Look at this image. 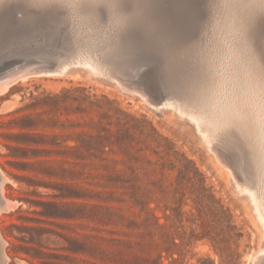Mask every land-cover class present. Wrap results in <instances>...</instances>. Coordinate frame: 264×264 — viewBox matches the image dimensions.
Segmentation results:
<instances>
[{"label":"rangeland","instance_id":"374dc122","mask_svg":"<svg viewBox=\"0 0 264 264\" xmlns=\"http://www.w3.org/2000/svg\"><path fill=\"white\" fill-rule=\"evenodd\" d=\"M184 1L131 0L141 6L133 11L145 18L147 31L138 35L139 25L123 21L115 8L97 7L94 13L82 14L74 8L41 6L48 0H0V78L5 74L10 80L0 92L1 191L9 202L0 209V264H254L256 256L255 264L258 260L264 264L260 220L250 194L238 190L245 184L259 191L264 186L258 121L264 100L249 70L253 55L264 62V19L257 9L255 23L249 26L254 10L245 6L248 0ZM104 2L109 0L97 1ZM151 29L159 33L148 34ZM224 56H229L226 61ZM57 62L66 64L65 72L41 70ZM168 67L179 71L172 86L163 77ZM29 69L33 71L26 77L19 76L20 70ZM238 90L245 93L240 96ZM172 98L180 101L177 106L163 105ZM194 98L204 99L197 108ZM206 99L211 106H206ZM225 103L227 108L231 104L230 111ZM218 104L226 110L214 108ZM230 107L238 125L250 126L242 130L231 122ZM213 108L220 110L214 112L218 118L229 117L219 118L232 123L226 124L231 125L229 130L226 122L221 125L212 117ZM243 109L252 111L246 120L240 118ZM191 111L199 113L200 129ZM249 116L253 122H248ZM214 119L216 128L210 124ZM204 125L213 130L207 132ZM210 131L213 135L220 131L214 135L216 142Z\"/></svg>","mask_w":264,"mask_h":264},{"label":"bare ground","instance_id":"6f19581e","mask_svg":"<svg viewBox=\"0 0 264 264\" xmlns=\"http://www.w3.org/2000/svg\"><path fill=\"white\" fill-rule=\"evenodd\" d=\"M1 1H2V0H1ZM97 1H98V0H96V2H97ZM103 1H104V0H102V2H103ZM185 1H186V0H185ZM185 1H184V2H185ZM187 1H188V0H187ZM221 1H222V0H221ZM221 1L219 2V4L221 3ZM223 1H224V0H223ZM229 1H230V2H233V0H229ZM235 1H236V2H235ZM235 1H234L233 3L237 4V0H235ZM245 1H246V2H245ZM245 1L243 0V2H245V4H246V3H247V0H245ZM224 2H225V1H224ZM238 2H241V0H238ZM248 2H249V0H248ZM104 3H105V2H104ZM222 3H223V2H222ZM222 3H221L220 5H222ZM183 4H184V3H183ZM216 4H217V3L215 2V4H213V5L215 6ZM219 4H218V5H219ZM223 4H224V3H223ZM226 4H227V3H226ZM229 4H230V6H231V3H229ZM245 4H244V5H245ZM247 4H248V3H247ZM247 4H246V5H247ZM152 5H153V4H152ZM152 5H151V6H152ZM246 5H245V6H246ZM214 6H213V7H214ZM226 6H228V5H226ZM230 6L228 7V9L230 8ZM235 6H236V5H235ZM241 6H243V5H241ZM245 6H244V8H245ZM201 7H202V6H201ZM231 7H233V6H231ZM236 7H237V6H236ZM236 7H235V8H236ZM210 8H211V7H209V9H210ZM214 8H215V7H214ZM218 8H219V7H218ZM225 8H226V7H225ZM225 8H221V9L224 10ZM238 8H239V7H238ZM240 8H241V7H240ZM242 8H243V7H242ZM66 9H67V7H66ZM216 9H217V8H216ZM230 9H231V10H229V11H232L233 8H230ZM223 10H222V11H223ZM226 10H227V8H226ZM234 10H236V9H234ZM237 10H238V9H237ZM237 10H236V11H237ZM239 10H241V9H239ZM239 10H238V11H239ZM242 10H243V13H244L245 9H242ZM251 10H252V9H251ZM251 10L249 9V11H251ZM72 11H73V10H72ZM72 11H71V12H72ZM76 11H77V10H76ZM78 11H79V10H78ZM227 11H228V10H227ZM249 11H248V12H249ZM79 12H80V11H79ZM103 12H104V11H103ZM217 12H218V11H217ZM251 12H252V11H251ZM73 13H74V11H73ZM91 13H92V12H91ZM111 13H112V11H111ZM230 13H231V12H230ZM239 13H240V12H239ZM239 13H238V14H239ZM69 14H70V13H69ZM76 14H77V13H76ZM80 14H81V13H80ZM82 14H83V13H82ZM82 14H81V16H82ZM112 14H113V13H112ZM215 14H216V13H215ZM226 14H227V13H226ZM228 14H229V13H228ZM234 14H235V16H236V13H234ZM238 14H237V15H238ZM244 14H246V12H245ZM244 14H243V15H244ZM84 15H85V14H84ZM106 15H108V14H106ZM219 15H220V14H219ZM222 15H224V14H222ZM232 15H233V14H232ZM240 15H241V14H240ZM247 15H248V14H247ZM69 16H70V15H69ZM73 16H74V14H73ZM217 16H218V15H217ZM228 16H229V15H228ZM235 16H234V18H235ZM66 17H67V16H66ZM71 17H72V16H71ZM219 17H220V16H219ZM221 17H223V16H221ZM232 17H233V16H232ZM236 17H238V16H236ZM239 17H240V16H239ZM239 17H238V18H239ZM83 18H84V17H83ZM107 18H108V17H107ZM114 18H115V17H114ZM153 18H154V17H153ZM226 18H227V17H226ZM226 18H225V19H226ZM246 18H247V17H246ZM246 18H244V19L247 20ZM248 18H249V17H248ZM98 19H99V18H98ZM235 19H236V18H235ZM235 19H234V21H236ZM241 19L243 20V17H242ZM75 20H76V19H75ZM107 20H108V19H107ZM114 20H115V19H114ZM216 20H217V19H216ZM219 20H220V19H219ZM219 20H218V21H219ZM222 20H223V19H222ZM227 20H228V19H227ZM232 20H233V19H232ZM232 20H231V21H232ZM239 20H240V19H239ZM97 21H98V20H97ZM225 21H226V20H225ZM231 21H229V22H231ZM243 21H244V20H243ZM41 22H42V21H41ZM41 22H40V23H41ZM92 22H93V21H92ZM100 22H101V21H100ZM220 22L223 23L221 20H220ZM237 22H238V20H237ZM85 23H86V22H85ZM109 23H110V22H109ZM215 23H216V22H215ZM231 23H232V22H231ZM231 23H230V24H231ZM243 23H244V22H243ZM247 23H248V22H247ZM107 24H108V23H107ZM232 24H234V23H232ZM232 24H231V25H232ZM70 25H71V24H70ZM76 25H77V24H76ZM76 25H75V26H76ZM80 25H81V24H80ZM83 25H85V24L83 23ZM177 25H178V24H177ZM219 25H221V24L219 23ZM222 25L224 26V23H223ZM231 25H230V26H231ZM252 25H253V24H252ZM252 25H251V26H252ZM89 26H90V25H89ZM217 26H218V25H217ZM228 26H229V25H228ZM237 26H238V25H237ZM242 26L244 27V25H242ZM51 27H52V26H51ZM80 27H81V26H80ZM80 27H79V28H80ZM82 27H83V26H82ZM91 27H92V26H91ZM172 27H174V25H173ZM225 27H227V26H225ZM61 28H63V27H61ZM76 28H77V27H76ZM89 28H90V27H89ZM104 28H105V27H104ZM107 28H108V27H107ZM179 28H180V27H179ZM221 28H222V26H221ZM221 28H220V29H221ZM223 28H224V27H223ZM227 28H228V27H227ZM227 28H225V29H227ZM234 28H236V25H235ZM248 28H249V27H248ZM245 29H246V28H245ZM60 30H62V29H60ZM87 30H88V29H87ZM103 30H104V29H103ZM135 30L138 32V35H139V34H140V35H143V34L147 31L146 28H145L144 26H140V25H139ZM157 30H158V29H157ZM157 30H156V29H155V30H154V29H153V30L151 29V30L148 32V34H153V35H155V34L159 33V31H157ZM233 30H234V29H233ZM233 30H232V31H233ZM62 31H63V30H62ZM81 31H82V29H81ZM131 31H132V30H131ZM232 31H231V32H232ZM234 31H235V30H234ZM239 31H240V30H239ZM239 31H238V32H239ZM241 31H242V30H241ZM241 31H240V32H241ZM248 31H249V30H248ZM59 32H60V31H59ZM78 32H79V30H78ZM89 32H90V31H89ZM85 33H86V32H85ZM85 33H84V34H85ZM234 33H236V32H234ZM234 33H232V34H234ZM60 34H61V33H60ZM80 34H81V33H80ZM77 35H79V34H77ZM85 35H86V34H85ZM93 35H94V34H93ZM236 35H237V34H236ZM238 35H240V37H241L242 33H241V34H238ZM74 36H75V35H74ZM99 36H100V35H98V37H99ZM86 37H88V34H87ZM104 37H105V36H104ZM234 37H235V36H234ZM246 37H247V36H246ZM44 38H45V37H44ZM46 38H47V37H46ZM102 38H103V37H102ZM108 38H109V37H108ZM173 38H174V37H173ZM173 38H172V39H173ZM236 38H237V36H236ZM80 39H81V38H80ZM86 39H88V38H86ZM86 39H84V40H86ZM92 39H93V38H92ZM95 39H96V38H95ZM97 39H98V38H97ZM105 39H106V38H105ZM241 39H242V38H241ZM173 40H174V39H173ZM237 40H238V38H237ZM81 41H82V40H81ZM91 41H92V40H91ZM174 41H176V40H174ZM188 41H189V40H188ZM188 41H187V42H188ZM229 41H230V40H229ZM239 41H240V40H239ZM242 41H243V39H242ZM94 42H95V41H94ZM94 42H93V43H94ZM172 42H173V41H172ZM232 42H233V41H232ZM237 42H238V41H237ZM248 42H249V41H248ZM82 43H83V42H82ZM84 43H85V42H84ZM185 43H186V42H185ZM56 44H57V43H56ZM62 44H63V43H62ZM94 44H95V43H94ZM97 44H98V43H97ZM172 44H173V43H172ZM238 44H239V42H238ZM244 44H246V42H245ZM58 45H59V44H58ZM58 45H57V46H58ZM224 45H225V44H224ZM226 45L228 46V43H227ZM229 45H230V44H229ZM240 45H241V44H240ZM86 46H87V45H86ZM173 46H174V45H173ZM221 46H222V45H221ZM238 46H239V45H238ZM244 46H246V45H244ZM53 47L55 48V46H53ZM219 47H220V46H219ZM231 47H232V46H231ZM247 47H249V46H246V48H247ZM34 48H35V47H34ZM220 48H221V47H220ZM220 48H219V50L221 51ZM228 48H229V47H228ZM233 48H235V47H233ZM236 48H237V47H236ZM240 48H241V47H239V49H240ZM61 49H62V48H61ZM63 49H65V48H63ZM91 49H93V48H91ZM213 49H215V47H214ZM263 49H264V48H263ZM50 50H51V49H50ZM225 50H227V49H225ZM230 50H231V48H230ZM217 51H218V50H217ZM227 51H228V50H227ZM232 51H234V49H233ZM247 51H248V49H247ZM247 51H245V52H247ZM54 52H55V51H54ZM69 52H70V51H69ZM79 52H80V51H79ZM128 52H129V51H128ZM132 52H133V51H132ZM199 52H200V51H199ZM228 52H230V51H228ZM51 53H52V52H51ZM215 53H216V51H215ZM226 53H227V52L225 51V54H226ZM260 53H261V52H260ZM29 54H30V53H29ZM54 54H55V53H54ZM56 54H57V53H56ZM84 54H87V53H84ZM179 54H180V53H179ZM179 54H178V55H179ZM216 54H217V53H216ZM220 54H221V53H220ZM222 54H224V53H222ZM225 54H224V55H225ZM243 54H244V51H243ZM14 55H15V54H14ZM52 55H53V54H52ZM81 55H82V54H81ZM87 55H88V57H89V54H87ZM230 55H231V54H230ZM236 55H238L237 52H236ZM239 55H240V54H239ZM245 55H246V54H245ZM245 55H244V56H245ZM258 55H259V54H258ZM32 56H33V55H32ZM50 56H51V55H50ZM53 56H55V55H53ZM68 56H69V55H68ZM91 56H92V55H91ZM93 56H94V55H93ZM192 56H193V55H192ZM209 56H210V55H209ZM221 56H223V55H221ZM247 56H248V55H247ZM253 56H254V55H253ZM15 57H16V56H15ZM15 57L12 56L11 59H12V58L15 59ZM22 57H25V56H22ZM22 57H21V58H22ZM28 57H29V56H28ZM28 57H27V58H28ZM56 57H57V56H56ZM62 57H63V55H62ZM82 57H83V56H82ZM206 57H207V56H206ZM224 57H225V56H224ZM224 57H223V58H224ZM227 57H229V56H227ZM227 57H225V59H224L225 61L227 60V59H226ZM249 57H250V56H249ZM3 58H4V57H3ZM6 58H7V57H6ZM6 58H5V60H6ZM17 58H18V57H17ZM27 58H26V59H27ZM30 58H31V57H30ZM30 58H28V59L30 60ZM52 58H53V57H52ZM76 58L78 59V57H76ZM80 58H81V57H80ZM93 58H95V56H94ZM192 58H193V57H192ZM223 58H222V59H223ZM259 58H260V57H259ZM259 58H257L258 61H260ZM28 59H27V60H28ZM57 59H58V58H57ZM70 59H71V58H70ZM82 59H83L82 61L84 62V61H85V60H84V57H83ZM87 59H89V58H87ZM150 59H151V58H150ZM163 59H164V58H163ZM163 59H162V61H163ZM209 59H210V58H209ZM216 59H217V58H216ZM232 59H233V55H232ZM241 59H242V58H240V60H241ZM244 59H247V58H243V60H244ZM8 60H9V58H8ZM33 60H35V59H33ZM33 60H31V61H33ZM55 60H56V59H55ZM58 60H60V59H58ZM74 60H76V59H74ZM78 60H79V59H78ZM94 60H95V59H94ZM138 60H139V59H137V61H138ZM147 60H148V59H147ZM154 60H155V59H154ZM188 60H189V59H188ZM188 60H187V61H188ZM207 60H208V59H207ZM212 60H214V59H212ZM31 61H28V62H31ZM38 61H40V59H39ZM76 61H77V60H76ZM89 61H90V59H89L87 62H89ZM95 61H96V60H95ZM143 61H144V60H143ZM210 61H211V60H210ZM215 61H216V60H215ZM233 61H234V63H232V64H235V62H236L235 59H234ZM237 61H238V60H237ZM28 62H26V63H28ZM34 62H35V61H34ZM41 62H42V60H41ZM49 62H51V61H49ZM91 62H92V61H91ZM150 62H151V61H150ZM211 62H212V61H211ZM220 62H221V58H220ZM231 62H232V61H231ZM238 62H239V61H238ZM26 63H23V64H26ZM39 63H40V62H39ZM51 63H52V62H51ZM51 63H50V64H51ZM70 63H71V62H70ZM77 63H78V62H77ZM84 63H85V62H84ZM93 63H94V62H93ZM93 63H91V64H93ZM97 63H98V61H97ZM97 63H96V64H97ZM163 63H165V62H163ZM172 63H173V62H172ZM218 63H219V62H218ZM228 63H229V62H228ZM14 64H15V63H14ZM14 64H13V66H14ZM23 64H21V65H23ZM53 64H54V63H53ZM57 64H58V62H57ZM74 64H75V63H74ZM81 64H83V63H80V65H81ZM91 64H90V66L92 67ZM174 64H175V62H174ZM193 64H194V63H193ZM221 64H222V63H221ZM226 64H227V63H226ZM229 64H230V63H229ZM16 65H18V64L16 63L15 66H16ZM40 65H43V64L40 63ZM44 65H45V64H44ZM67 65H68V64H67ZM71 65L73 66V64H71ZM87 65H88V64H87ZM99 65H100V64H99ZM153 65H154V64H153ZM210 65H211V64H210ZM230 65H231V64H230ZM246 65H247V64H246ZM246 65H245V67H246ZM18 66H19V65H18ZM18 66H17V67H18ZM25 66H26V65H25ZM69 66H70V65H69ZM75 66H76V64H75ZM75 66H73V67H75ZM77 66H79V65H77ZM95 66H98V65H95ZM216 66H217V64H216ZM218 66H220V63H219ZM221 66H222V65H221ZM233 66H234V65H233ZM233 66H231V67H233ZM236 66H237V65H236ZM17 67H16V68H17ZM82 67H84V66L82 65ZM93 67H94V66H93ZM102 67H104V66H102ZM105 67H106V66H105ZM137 67H138V66H137ZM203 67H204V66H203ZM210 67H211V66H210ZM226 67H227V66H226ZM229 67H230V66H229ZM66 68H67V66H66V64H65V66L63 67L62 72H64V71L66 70ZM162 68H165V67L162 66ZM198 68H199V67H198ZM216 68H217V67H216ZM220 68H221V67H220ZM241 68H242V66L240 67V70H242ZM243 68H244V67H243ZM13 69H15V68H13ZM13 69H12V70H13ZM24 69H25V68H24ZM103 69H104V68H102V71H103ZM114 69H115V68H114ZM186 69H187V68H186ZM206 69H207V68H206ZM214 69H215V68H214ZM214 69H212V70H214ZM218 69H219V68H218ZM218 69H217V70H218ZM225 69H226V68H225ZM232 69L234 70V69H236V67H235V68H232ZM248 69H249V68H248ZM12 70H8V72H9V71H12ZM18 70H19V69H18ZM39 70H40V69H39ZM95 70H96V68H95ZM98 70H99V69H98ZM124 70H125V69H124ZM132 70H134V69H132ZM132 70H131V71H132ZM222 70H223V69H222ZM243 70H244V69H243ZM243 70H242V71H243ZM249 70H250V69H249ZM249 70H248V71H249ZM6 71H7V70H6ZM6 71H5V72H6ZM34 71H35V70H34ZM129 71H130V70H129ZM230 71H231V70H230ZM237 71H238V70H237ZM8 72H7V74H8ZM18 72H19V71H18ZM46 72H47V71H46ZM46 72H45L44 74H46ZM62 72H61V73H62ZM136 72H137V71H136ZM227 72H229V71H227ZM233 72L235 73V71H233ZM244 72H245V71L242 72L243 75H244ZM246 72H247V71H246ZM47 73H48V72H47ZM61 73H60V74H61ZM98 73H99V72H98ZM125 73H126V71H125ZM127 73H128V72H127ZM130 73H131V72H130ZM130 73H129V74H130ZM214 73H215V72H214ZM219 73H220V72H218V73H216V74H219ZM230 73H231V72H230ZM230 73H229V74H230ZM239 73H240V72H239ZM18 74L20 75V73H18ZM18 74H16V75H18ZM40 74H43V73L41 72ZM48 74H56V73H48ZM48 74H47V75H48ZM57 74H59V73H57ZM99 74H100V73H99ZM129 74H128V75H129ZM177 74H179V71H178L177 69H175V68H173V67H168V71H166V72H165V75L163 76V77H164V81L167 83V85H171V86H172V85H175V78H176ZM201 74H202V73H201ZM212 74H213V73H212ZM216 74H214V76H216ZM227 74H228V73H227ZM235 74H236V73H235ZM245 74H246V73H245ZM1 75H2V74H0V77H1ZM16 75H15V73H14V77H15ZM27 75H28V74H27ZM27 75H26V76H27ZM130 75H131V74H130ZM134 75H135V74H134ZM221 75H222V74H221ZM225 75H226V74H225ZM225 75H224V77H225ZM233 75H234V74H233ZM246 75H249V74H246ZM9 76H10V74H9ZM9 76H8V77H9ZM26 76H25V77H26ZM52 76H53V75H52ZM103 76H104V75H103ZM122 76H123V75H122ZM159 76H160V74H159ZM188 76H189V75H188ZM205 76H206V75H205ZM11 77H12V76H11ZM21 77H24V76H21ZM217 77H218V76H217ZM217 77H216V80H217ZM231 77H232V76H231ZM237 77H239V76H237ZM237 77H236V78H237ZM243 77H244V76H243ZM3 78H5V74H4ZM3 78H2V80H1V78H0V92H1L2 90L4 91V89H6V88L8 87V85H9V83H10L9 78H5V79H3ZM15 78H17V77H15ZM18 78H19V77H18ZM123 78H124V77H123ZM126 78H127V76H126ZM131 78L133 79L132 75H131L130 79H131ZM161 78H162V77H161ZM202 78H203V77H202ZM206 78H207V77H206ZM209 78H210V77H209ZM214 78H215V77H214ZM218 78H219V77H218ZM228 78H229V77H228ZM234 78H235V77H234ZM241 78H242V77H241ZM247 78H248V77H247ZM154 79H155V78H154ZM224 79H225V78H224ZM229 79H230V78H229ZM248 79H249V78H248ZM253 79H254V78H253ZM198 80H199V79H198ZM204 80H205V79H204ZM214 80H215V79H214ZM219 80H220V78H219ZM221 80H222V79H221ZM221 80H220V81H221ZM254 80H255V79H254ZM160 81H161V80H160ZM201 81H202V80H201ZM220 81H219L218 84L221 83ZM222 81H223V80H222ZM233 81H234V80H233ZM240 81H241V80H240ZM255 81H257V79H256ZM130 82H131V81H130ZM136 82H137V81H136ZM203 82H204V81H203ZM237 82H238V80H237ZM257 82H258V81H257ZM257 82H256V84H257ZM122 83H123V82H122ZM132 83H133V82H131V84H132ZM134 83H135V81H134ZM207 83H208V82H207ZM215 83H217V82H215ZM227 83H228V82H227ZM234 83H235V82H234ZM240 83H241V82H240ZM244 83H245V82H244ZM244 83H243V84H244ZM247 83H249V82H247ZM251 83H252V82H251ZM125 84H127V83H125ZM128 84H129V83H128ZM157 84H159V83L157 82ZM160 84H161V83H160ZM200 84H202V83H200ZM212 84H213V83H212ZM223 84H226V83L223 82ZM229 84H230V83H229ZM235 84H236V83H235ZM237 84H239V83H237ZM237 84H236V85H237ZM249 84H250V83H249ZM249 84L247 85V87L249 86ZM254 84H255V82H254ZM135 85H136V84H135ZM137 85H138V83H137ZM206 85H207V84H206ZM209 85H210V86H214L215 84H213V85L209 84ZM220 85H221V84H220ZM232 85H233V84H232ZM239 85H240V84H239ZM250 85H251V84H250ZM210 86H209V87H210ZM217 86H219V85H217ZM230 86H231V84H230ZM240 86H241V85H240ZM157 87H158V86H157ZM200 87H201V86H200ZM221 87H222V85H221ZM225 87H228V86H225ZM236 87H238V85H237ZM250 87H251V86H250ZM252 87H253V86H252ZM140 88H141V87H140ZM162 88H164V87H162ZM194 88H195V87H194ZM203 88H204V87H203ZM217 88H218V87H217ZM228 88H229V87H228ZM228 88H227V89H228ZM238 88H240V87H238ZM243 88H244V87H243ZM245 88H246V86H245ZM255 88L258 89V86L255 87ZM206 89H207V88H206ZM211 89H213V87H212ZM220 89H221V88H220ZM220 89H219V90H220ZM223 89H224V86H223L222 90H223ZM231 89H232V88H231ZM233 89H234V88H233ZM246 89H247V88H246ZM248 89H249V88H248ZM250 89H251V88H250ZM160 90H161V89H160ZM160 90H159V91H160ZM164 90H165V89H164ZM199 90H200V89H199V87H198V91H199ZM204 90H205V88H204ZM224 90H225V89H224ZM224 90H223V91H224ZM228 90H229V89H228ZM252 90H253V89H252ZM255 90H256V89H255ZM260 90H261V89H260ZM205 91L208 92V90H205ZM209 91H210V89H209ZM212 91H213V90H212ZM216 91L218 92V89H217ZM238 91H239V90H238ZM250 91H251V90H250ZM250 91H249V93H251ZM161 92H162V91H161ZM201 92H202V91H201ZM206 92H205V94H206ZM214 92H215V91H214ZM217 92H216V93H217ZM219 92H220V91H219ZM221 92H222V91H221ZM228 92H231V91H227V93H228ZM232 92H233V91H232ZM241 92H242V91H241ZM243 92L245 93V91H243ZM243 92H242V93H243ZM252 92H253V91H252ZM256 92H257V90H256ZM146 93H147V92H146ZM156 93H159V92L157 91ZM163 93H164V92H163ZM170 93H171V92H170ZM170 93H169V94H170ZM209 93H210V92H209ZM212 93H213V92H212ZM224 93H225V95H226V91H225ZM239 93H240V91H239ZM244 93H243V94H244ZM190 94H191V93H190ZM196 94H197V93H196ZM222 94H223V93H222ZM243 94L240 93L239 95L241 96V95H243ZM247 94H248V93H247ZM251 94H252V93H251ZM254 94H255V92H254ZM164 95H167V94H164ZM197 95H198V94H197ZM213 95H215V94H213ZM217 95H219V93H218ZM220 95H221V93H220ZM227 95H228V94H227ZM139 96H140V95H139ZM147 96H149V95H147ZM201 96H202V94H201ZM207 96H208V95H207ZM231 96H232V95H231ZM235 96H236V95H235ZM240 96H239V97H240ZM141 97H142V96H140V98H141ZM143 97H144V96H143ZM143 97H142V98H143ZM156 97H159V94H158V96H156ZM210 97H211V96H210ZM210 97H209V98H210ZM215 97H217V96H215ZM220 97H222V96H220ZM223 97H224V96H223ZM242 97H243V96H242ZM246 97H247V96H246ZM246 97H245V98L243 97L242 99H246ZM253 97H254V96H253ZM150 98H151V96H150ZM159 98H160V97H159ZM159 98H158V100H159ZM162 98H163V97H162ZM204 98H206V96H204ZM224 98H225V97H224ZM224 98H223V99H224ZM232 98H233V97H232ZM143 99L145 100V98H143ZM154 99H155V98H154ZM199 99H201V98H199ZM211 99H214V98H211ZM223 99H221L220 103H222V100H223ZM238 99H239V98H238ZM238 99H237V100H238ZM251 99H252V102H253V103H256L255 101H253V98H251ZM259 99H260V97H259ZM165 100H166V99H165ZM203 100H204V99H202L201 101L203 102ZM206 100H207V99H206ZM215 100H216V99H215ZM215 100H214V103L216 102ZM219 100H220V99H219ZM219 100H218V98H217L218 103H219ZM228 100H230V98H228ZM231 100L234 101L233 99H231ZM231 100H230V101H227V100H226V101L232 103ZM247 100H248V99H247ZM156 101H157V98H156ZM163 101H164V100H163ZM163 101H161V102H163ZM224 101H225V100H224ZM242 101H243V100H242ZM256 101H257V100H256ZM261 101H262V100H261ZM157 102H158V101H157ZM179 102H180V101H179ZM179 102L173 101V98H172V101H171L170 99H169V101L166 100V101L163 103V105H171V106L174 107V104L179 103ZM191 102H192V101H191ZM193 102H194V101H193ZM207 102L211 104V101L209 102V101L207 100L206 103H207ZM227 102H226V103H227ZM239 102L241 103V101H239ZM243 102H244V101H243ZM243 102H242V103H243ZM245 102L247 103V101H245ZM245 102L243 103L244 105H245ZM158 103H159V102H158ZM173 103H174V104H173ZM208 103H207V104H208ZM226 103H225V107H226ZM233 103H235V102H233ZM233 103H232V104H233ZM242 103H241V104H242ZM248 103H251V102H249V100H248ZM248 103H247V104H248ZM261 103H262V102H261ZM207 104H206V106H208V107L211 106V105H209V104L207 105ZM216 104H217V103H216ZM222 104H224V103H222ZM228 104H229V103H228ZM238 104H239V103H238ZM238 104H237V105H238ZM241 104H239V105H241ZM263 104H264V103H263ZM154 105H155V103H154ZM160 105H161V104H160ZM163 105H162V106H163ZM177 105H178V104H176V106H177ZM182 105H184V104H182ZM189 105H190V104H189ZM194 105H195V104H194ZM197 105H198V104H196L195 108H197ZM202 105H203V104H202ZM202 105H200L199 107H201V108L204 107V106H205V103H204V106H202ZM219 105H220V104H218V106H217L218 108H217V107H214V108L222 110L221 107H223V106L220 107ZM230 105H231V104H230ZM230 105H229V106H230ZM233 105H234V104H233ZM233 105H232V106H233ZM235 105H236V104H235ZM248 105H250V104H248ZM261 105H262V104H261ZM261 105H260V106H261ZM157 106H158V105H157ZM185 106H186V105H185ZM187 106H188V104H187ZM214 106H216V105H214ZM229 106H228V108H229ZM245 106H247V105H245ZM245 106H244V107H245ZM253 106H254V105H253ZM253 106H252V104H251L250 107H253ZM169 107H170V106H169ZM182 107H183V109H184V106H182ZM191 107H194V106L191 105ZM208 107H207V109H208V111H209L210 109H209ZM212 107H213V106H212ZM212 107H211V108H212ZM233 107H234V106H233ZM241 107H242V105H241ZM241 107H240V108H241ZM164 108H165V107H164ZM167 108H168V107H167ZM180 108H181V107H179V109H180ZM201 108H200V109H201ZM214 108H213V109H214ZM226 108H227V107H226ZM226 108L223 107V109H225V110H226ZM228 108H227V109H228ZM230 108H231V107H230ZM234 108H235V107H234ZM240 108H239V110H240ZM245 108H246V107H245ZM254 108H255V106H254ZM259 108H260V107H259ZM262 108H263V107H262ZM262 108L260 109V112H259V110H257V112H256V113L259 112V114H260L259 117H261V114H262ZM170 109H171V108H170ZM216 109L213 110V114H214V112H215V114H217V113L220 111V110L218 111V110H216ZM235 109H237V108H235ZM249 109H250V108L248 107V110H249ZM252 109H253V108H251V110H252ZM180 110H182V108H181ZM184 110H185V109H184ZM192 110H193V109H192ZM194 110H195V109H194ZM197 110H199V108H198ZM201 110H202V109H201ZM201 110H200L199 112H203L205 109L202 110V111H201ZM211 110H212V109H211ZM215 110H216V111H215ZM225 110H224V111H225ZM231 110H232V112H231V113H232V114H231L232 116H231L230 114H228V115H230L231 117H233L232 120H231V117H230V121L232 122V121L234 120V114H233V113H235V110L232 109V108H231ZM239 110H238V112H240ZM244 110H245V109H243V114H241V112H240V113H236V114H239V115L241 114L240 118H242V115H243V117H244V116H246L247 113H248V114H249V112L252 113V111H249V112L246 113V112H244ZM185 111H186V110H185ZM188 111H189V110H188ZM227 111H230V110L228 109ZM227 111H226V112H227ZM236 111H237V110H236ZM245 111H246V110H245ZM255 111H256V110H255ZM181 112H182V111H181ZM183 112H184V111H183ZM186 112H187V111H186ZM192 112H193V111H191V113H192ZM210 112H212V111H209L208 113H210ZM216 112H217V113H216ZM226 112H225V113H226ZM253 112H254V111H253ZM178 113H180V112H178ZM187 113H188V112H187ZM191 113H190V115H191V117L193 118V120H195V123L197 124L196 126H198L199 129H200V121H201V119H200V117L198 116L199 113L196 112V113H197V114H196L197 116L194 114L195 112H193V114H194L195 116H193ZM204 113H205V111H204L202 114H204ZM220 113H223V112H220ZM220 113H219V114H220ZM229 113H230V112H229ZM244 113H245V115H244ZM180 114H181V113H180ZM183 114H184V113H183ZM183 114H182V115H183ZM185 114H186V113H185ZM210 114H212V113H210ZM210 114H208V116H209ZM215 114H214L212 117H214ZM254 114H255V112H254ZM186 115H188V114H186ZM200 115H201V114H200ZM206 115H207V113H206ZM222 115H223V114H222ZM226 115H227V114H226ZM226 115H223V116L226 117ZM256 115H257V114H256ZM256 115H254V116H256ZM201 116H202V115H201ZM204 116H205V115H204ZM204 116H202V117H203L202 120H204V118H206V117H204ZM208 116H207V118H208ZM217 116H219V115H217ZM217 116H215V117H217ZM235 116L238 117L237 115H235ZM251 116H252V115H251ZM257 116H258V115H257ZM257 116H256V120L254 119V120H255L254 122H256V123H257V120H258V119H257V118H258ZM202 117H201V118H202ZM209 117H210V116H209ZM236 117H235V118H236ZM249 117H250V116H249ZM249 117H248V118H249ZM252 117H253V116H252ZM252 117H250L251 121H248L249 123H250V122H253L252 120H253L254 117H253V118H252ZM210 118H211V117H210ZM219 118H222V116H220ZM219 118L217 117V119H218L217 121H220ZM228 118H229V117H228ZM228 118H227V119L222 118V119H225V120L228 121ZM240 118H238V119L240 120ZM246 118H247V117H246ZM246 118L244 117V118H242V119H245V120H246ZM208 119H209V118H208ZM211 119H213V118H211ZM215 119H216V118H215ZM215 119H214V121H212V120L209 121V122L212 121V122L210 123L211 126L215 124V123H213V122L216 121ZM236 119H237V118H236ZM242 119H241V122L243 121ZM205 120L207 121V119H205ZM260 120H261V118H260ZM260 120H258V121H259V124H260ZM230 121H229V123H231ZM201 122H202V121H201ZM203 122H204V121H203ZM221 122L224 123V122H226V121H223V120H222V121H220V122H218V123H221ZM234 122L236 123V122H238V121H235V120H234ZM234 122H233V123H234ZM248 122L246 121V123H248ZM207 123H208V122H207ZM212 123H213V124H212ZM218 123H217V125H218ZM229 123L226 122L224 125L229 124ZM235 123H234V124H235ZM256 123H253V124H256ZM202 124H203V123H202ZM231 124H232V123H231ZM206 125H207V124H206ZM219 125H220V124H219ZM219 125H218V126H219ZM221 125H222V123H221ZM236 125H238V124L236 123ZM241 125H242V124L240 123V125H238V126H240V128H241L242 130H243L244 128H246L248 125L250 126V124H248V125L246 124L247 126H246V127H245V126H242V127H244V128H242ZM243 125H245V124H243ZM208 126H209V123H208ZM214 126H215V125H214ZM228 126H229V125H228ZM234 126H235V125H233V127H234ZM238 126H237V127H238ZM249 126H248V127H249ZM209 127H210V126H209ZM209 127H208V129H206L207 127L205 128V125H204L203 128H205L207 132H209L208 130H211V131H212L213 129H211V128L209 129ZM230 127H231V125H230L229 127H227V125L225 126V128H227V129L230 128ZM233 127H232V129H233ZM256 127H258V126H256ZM203 128L201 127L202 130H204ZM215 128H216V126H215ZM254 128H255V127H254ZM254 128H253V129H254ZM218 129H220V131H221V130H222V129H221V126H219ZM223 129H224V128H223ZM247 129H248V128H247ZM253 129H252V130H253ZM259 129H261V127H260ZM259 129L257 128L258 131H259ZM228 130H229V129H228ZM228 130H227V131H228ZM255 130H256V129H255ZM204 131H205V130H204ZM204 131H203V132H204ZM211 131H210V133H211ZM220 131H219V132H220ZM223 131H225V130H223ZM223 131H222V132H223ZM239 131H240V129L238 128V132H239ZM248 131H249V130H248ZM260 131H261L260 134H261V135L263 134L262 136H264V133H262V130H260ZM207 132H206V133L204 132V137H205V139H204V137H202V138L204 139V141H205V140L208 141V137H209V136H208ZM219 132L217 131L218 134H219ZM238 132H237V134H238ZM249 132H251V131H249ZM249 132H246V133H247V136H248V133H249ZM253 132H254V130H253ZM256 132H257V131H256ZM201 133H202V131H201ZM210 133H209V134H210ZM213 133H215V132L213 131ZM217 133H216V134H217ZM239 133H240V132H239ZM246 133H245V135H246ZM211 134H212V133H211ZM211 134H210V136H212V137H213L214 135H216V134H214V135H213V134L211 135ZM218 134H217V135H218ZM226 134H227V133H226ZM249 134H250V133H249ZM251 134L254 136L255 132H254V134H253V133H251ZM217 135H216V136H217ZM230 135H232L231 132H230L229 134L226 135V138H229ZM240 135H242V134H240ZM240 135H239V136H240ZM245 135H243V136H245ZM261 135H260V136H261ZM201 136H202V134H201ZM222 136H223V135H222ZM247 136H246V137H247ZM256 136H257V135H256ZM262 136H261V137H262ZM249 137H250V136H249ZM249 137H248V138H249ZM254 137H255V136H254ZM254 137H252L253 140H254ZM209 138H210V137H209ZM248 138H247V139H248ZM255 138H256V137H255ZM257 138H258V136H257ZM259 138H260V137H259ZM214 139H215V136H214ZM214 139H213V140H214ZM218 139H219V137H218ZM221 140H222V139H221ZM221 140L219 139V141H221ZM224 140H225V139H224V137H223V142H224ZM241 140H243V139H241ZM258 140H259V139H258ZM258 140H256V141H258ZM209 141L211 142L212 140L209 139ZM261 141H262V139H261ZM261 141H259V145H260V142H261ZM210 142H209V143H210ZM212 142H216V139H215L214 141H212ZM209 143H208V144H209ZM217 143H218V142H217ZM217 143H216V144H217ZM225 143H226V142H225ZM229 143H230V142H229ZM229 143H228V144H229ZM254 143L257 144L256 146H258V143H256V142H254ZM222 144H224V143H222ZM226 144H227V143H226ZM255 144H254V145H255ZM219 145H220V143H219ZM232 145H233V144H232ZM215 146H216V145H215ZM223 146H224V145H223ZM228 146H229V145H228ZM230 146H231V145H230ZM220 147H221V146H220ZM234 147H235V146H234ZM258 147H259V146H258ZM217 148H218V147H217ZM222 148H224V147H222ZM254 148H256V147L254 146ZM259 149L261 150V146H260ZM208 150H209V149H208ZM218 150H219V148H218ZM225 150H226V149H225ZM227 150H228V149H227ZM257 150H258V148L254 149V151H256V153L258 152ZM209 151H210V150H209ZM220 151H222V149L219 150V152H220ZM252 151H253V150H252ZM254 151H253V152H254ZM253 152H252V153H253ZM259 152H260V151H259ZM221 153H222V152H221ZM224 153H226V152H224ZM224 153H222V154H224ZM229 153H230V152H229ZM230 154H231V153H230ZM230 154H229V155H230ZM229 155H228V156H229ZM234 155H235V154H234ZM239 155H240V154H239ZM251 155H252V154H251ZM256 155H257V154H256ZM256 155H254V156H256ZM215 156H216V154H215ZM215 156H214V157H215ZM225 156H226V154H225ZM225 156H224V158H226ZM228 156H227V157H228ZM232 156H233V155H232ZM252 156H253V155H252ZM259 156H260V154H259ZM259 156H258L257 158H259ZM228 158H229V157H228ZM231 158H232V157L230 156V159H229V160H231ZM257 158H256V159H257ZM218 160H219V159H218ZM218 160H217V161H218ZM256 161H257V160H256ZM259 161H260V160H259ZM227 162H228V161H227ZM234 162H235V161H234ZM252 162H253V161H252ZM218 164H219V162H218ZM232 164H233V163H232ZM252 164H253V163H252ZM252 164H251V165H252ZM219 165H220V164H219ZM229 165H230V164H229ZM260 165H261V163H260ZM260 165H259V167H260ZM220 166H221V165H220ZM233 166H234V165H233ZM233 166H231V169H234V168H232ZM254 166H255V165H254ZM222 168H223V167H222ZM225 168L227 169V167L224 166V169H225ZM235 170H236V169H235ZM261 170H262V166H261ZM263 170H264V169H263ZM225 171H226V170H225ZM239 171H240V170H239ZM233 172H234V173H237V170H236V171H233ZM0 173H2V172L0 171ZM230 173H231V172H230ZM3 174H4V173H3ZM255 174H256V173H255ZM236 175H237V174H236ZM4 176H5V175H4ZM259 176H260V175H259ZM5 177H6V176H5ZM236 177H239V176L237 175ZM2 178H3V177H2ZM232 178H233V177H232ZM239 178H240V177H239ZM5 179H6V178H5ZM243 179H244V178H243ZM243 179H242V181H243ZM257 179H258V178H257ZM257 179H256V181H257ZM2 180H3V179H2ZM239 180H240V179H239ZM245 180H246V179H245ZM262 180H263V179H262ZM4 181H5V180H4ZM234 181H235V180H234ZM260 181H261V180H260ZM237 182H238V181H237ZM246 182H248V181H246ZM257 183H258V181H257ZM257 183H256V184H257ZM260 183H261V182H260ZM236 184H237V183H236ZM262 184H263V183H262ZM262 184H261V185H262ZM2 185H4V184H2V181H1V178H0V198L3 200L4 208H5L6 206H8L7 203H9V202H7V200H6V199L3 197V195H2V194H3L2 191H1V190H2V189H1V188H2ZM237 185H238V184H237ZM246 185H247V184H245V186L242 185L243 187H238V188H239L238 190H239L240 192L245 193V194H250V197H251V199H250V200H251V207L253 208V211H254V213H255V216H256L257 218H259V220H260V224H261V227H262V237H263V242H264V186L262 185V186H263V187H262V188H263V189H262L263 191H262V190L259 191V188H258V190H257L256 188H253L254 186H250V185H249V187H248V186H246ZM254 185H255V184H254ZM238 186H240V185H238ZM257 186H260V184L257 185ZM255 187H256V185H255ZM3 190H4V189H3ZM7 198H8V197H7ZM9 201H10V200H9ZM10 203H11V202H10ZM15 204H16V203H15ZM252 205H253V206H252ZM13 206H14V205H13ZM8 209H9V208H8ZM4 210H5V209H4ZM0 242H1V241H0ZM260 251H261V250H260ZM262 251H263V253H264V249H263ZM4 253H5V252H4ZM257 255H258V254H257ZM260 255H262V254H260ZM261 257H262V256H261ZM250 258L252 259V256H250ZM253 258L255 259L254 261L256 262V258H257V256H256V258H255V257H253ZM252 260H253V259H252ZM263 260H264V259H263ZM6 262H7V261H6ZM255 262H254V264H255ZM251 264H252V263H251ZM256 264H257V263H256ZM258 264H259V260H258Z\"/></svg>","mask_w":264,"mask_h":264},{"label":"snow or ice","instance_id":"6c2138e0","mask_svg":"<svg viewBox=\"0 0 264 264\" xmlns=\"http://www.w3.org/2000/svg\"><path fill=\"white\" fill-rule=\"evenodd\" d=\"M182 2V0H178ZM43 7H55V8H74L79 10L81 13H94L96 8L101 9L105 7L115 8L122 14V20L127 22L129 25H140L143 26L145 18L142 17L138 12L133 11L134 8L141 7L140 5H133L131 0H109L108 3H97L96 0H64V2H56V0H48ZM249 9L254 10L253 14L248 20L249 26L255 23L257 14L255 10H259L260 18L264 19V0H249L246 5ZM155 28V25H152ZM242 36H246V33H242ZM249 68L251 76L257 79L260 85L262 100H264V62L256 60L255 56H252L249 60ZM201 101L198 98H194V103L199 104ZM260 127L262 133H264V108H262ZM260 163L264 167V136H262V144L260 150Z\"/></svg>","mask_w":264,"mask_h":264},{"label":"water","instance_id":"95a60500","mask_svg":"<svg viewBox=\"0 0 264 264\" xmlns=\"http://www.w3.org/2000/svg\"><path fill=\"white\" fill-rule=\"evenodd\" d=\"M65 66V64H54L52 65V67H48V68H45V69H41L43 71H50V73H61L62 70H63V67ZM38 67H42V66H36L35 68H38ZM33 69H29V70H20V75L19 76H25L27 73L29 72H32ZM65 72V71H64ZM63 73V72H62ZM1 208H4V203H3V200L0 198V209Z\"/></svg>","mask_w":264,"mask_h":264},{"label":"trees","instance_id":"16d2710c","mask_svg":"<svg viewBox=\"0 0 264 264\" xmlns=\"http://www.w3.org/2000/svg\"><path fill=\"white\" fill-rule=\"evenodd\" d=\"M143 262H144V264H148V261H146V262H145V261H143Z\"/></svg>","mask_w":264,"mask_h":264}]
</instances>
